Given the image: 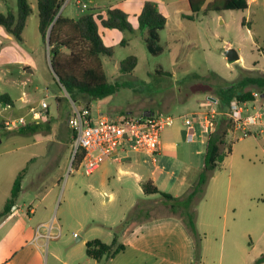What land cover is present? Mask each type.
Listing matches in <instances>:
<instances>
[{
	"label": "rangeland",
	"instance_id": "374dc122",
	"mask_svg": "<svg viewBox=\"0 0 264 264\" xmlns=\"http://www.w3.org/2000/svg\"><path fill=\"white\" fill-rule=\"evenodd\" d=\"M29 1L32 13L26 20L22 40L19 42L10 35V40L0 38V45L5 48L0 59V94L13 100V106L4 108L5 111L4 105H0V124L20 116L29 119V109L37 108L42 101L48 108L46 118L37 121L43 126L39 133L23 135L18 129L7 131L0 127V211L14 179L26 168L17 201L20 220L34 228L42 224L37 227L36 238L23 251L32 252L37 246L42 253V261L31 264H103L86 257L87 241L98 239L110 244L116 227L131 216L135 207L140 214L124 233L141 220L171 213L167 206H159L163 201L161 196L139 194L133 176L120 174V169L131 168L123 160L121 164L105 161L89 176L79 165L72 166V134L66 124L71 102L90 105L82 97L72 101L64 90L57 88L46 44L38 32L36 3ZM246 1L245 11L210 12L206 16L199 13L193 20H185L181 15L191 14L188 3L164 0L170 8L166 7L167 28L160 32L163 47L160 55L148 54L140 36L124 31L121 33L126 46L114 43L113 56L102 59L107 80L120 87L110 96L91 100L92 117L95 119L100 114L117 120L137 117L145 111L174 117V124L163 130L161 136L171 134L177 150L186 154L190 151L191 157H179L184 165L172 163L168 169L174 173H170L172 182L164 186L166 191L180 197L197 180L207 140L206 136L203 139L199 136L200 118L190 114V107L201 112L217 110L208 98L217 96L220 86L258 91L255 86L241 82L245 77L264 74V55L260 52L264 46V0ZM120 2L65 0L62 14L78 18ZM4 7L15 12V0H0V12H5ZM123 12L128 20L131 12ZM130 38L133 41L127 44ZM229 48L237 52V62H227L224 52ZM128 56H135L137 65L131 74H123L120 62ZM251 66L262 71H245V67ZM256 100L260 102L261 98ZM202 101L211 104L210 108L200 107ZM247 109L251 114L256 110L249 106ZM185 118L197 130L192 143L184 142L181 133ZM215 119L208 118V134L214 132L211 125ZM49 120L48 130L44 124ZM233 124V132L226 136L231 154L215 170L202 199L194 206L201 256L198 264H246L249 260L255 264L264 254V238L262 245L259 241L264 235V132L247 135L243 125ZM106 169L107 175H103ZM141 174L148 181L149 172L142 170ZM125 185L130 186L129 192L122 189ZM182 185L184 189L180 190ZM31 209L34 214H28ZM175 217H179L178 212ZM144 258L143 254L127 249L114 258V264H144ZM12 264L22 261L16 257Z\"/></svg>",
	"mask_w": 264,
	"mask_h": 264
},
{
	"label": "trees",
	"instance_id": "16d2710c",
	"mask_svg": "<svg viewBox=\"0 0 264 264\" xmlns=\"http://www.w3.org/2000/svg\"><path fill=\"white\" fill-rule=\"evenodd\" d=\"M38 16V32L46 44L48 36V63L57 77L54 82L59 90H64L72 101L78 97L91 100L103 99L116 93L120 85L110 83L103 70V58L113 56V48L106 46L101 38L99 28L116 29L120 32H133V28L127 20V15L118 8H108L105 16L100 13H86L78 18H67L60 11L65 0H34ZM16 11L7 10L0 12V26L3 30L17 41L21 36L27 18L32 13L29 0H15ZM190 15H182V18L193 20L194 16L201 13L206 16L210 12L223 11H245L248 8L246 0H188ZM138 33L145 44L148 54L160 55L163 47L160 45V32L165 28L166 17L158 10L152 1H145L140 13L137 15ZM126 44V40L120 42ZM2 45H0L1 51ZM264 50V46L262 47ZM137 65L135 56H128L120 62V71L123 74H131ZM215 76V75H213ZM242 85L250 84L258 91L236 89L231 86H220L217 90L218 102L222 107L230 105L235 100L238 103L253 102V93H264V74L245 77ZM0 105L13 106V100L6 94H0ZM220 128L210 132L207 136L206 146L203 154V166L198 173L196 182L187 192L177 198L168 193L159 191L151 181L141 184L143 194L147 196L159 195L166 202L172 216L179 213V218L187 233L194 240L195 257L194 263L200 262L199 241L196 238L197 228L195 224V204L202 199L205 187L213 176L215 170L224 159L231 154V144L227 143L226 136L233 132L234 124L227 117H222ZM3 124V123H2ZM0 124V127H3ZM50 121H47L45 129H48ZM41 123L28 124L19 128L18 133L23 135L36 134L42 131ZM248 135V133H246ZM244 134V135H246ZM243 135V136H244ZM81 155L75 154L72 166L80 165ZM26 172L24 168L18 173L13 181L10 196L6 200L0 212V218L11 212L12 206L21 192L22 178ZM140 211L137 207L133 209L131 216L116 227L110 244H105L98 239L85 243V255L96 263L110 264V261L125 250V246L119 242L120 236L128 224ZM264 262V254L255 264Z\"/></svg>",
	"mask_w": 264,
	"mask_h": 264
},
{
	"label": "crops",
	"instance_id": "0c3cea01",
	"mask_svg": "<svg viewBox=\"0 0 264 264\" xmlns=\"http://www.w3.org/2000/svg\"><path fill=\"white\" fill-rule=\"evenodd\" d=\"M145 1L147 0H121L120 3L115 4V5L111 4L109 7V8L118 7V9L121 8L120 10L131 12V14H129V17H128V20L131 22L133 26L132 28L134 32V33H131V36H135V35L139 36V33H137L139 31H138V22H137L136 17L140 13ZM148 1L154 2L157 5L158 10L166 17V25H165V28L163 29L165 30L168 25V18H167L168 14H166L167 13L166 7L170 8V6L164 3V0H148ZM178 1L183 2L184 4L188 3V0H178ZM77 3H79V1H77ZM62 7L63 8L61 9V12L63 13L64 8L66 7L65 3L63 4ZM3 10L6 12L8 9L4 7ZM106 10H103V11L99 10L97 13H100L103 16H105ZM182 15H181V18H182ZM62 16L67 17V18H73L71 16H65L63 14ZM182 19H185V18H182ZM99 32L101 34L102 41L106 46L112 47L114 43L120 44V42L123 40L122 33L119 30L100 27ZM0 38L4 40H10L8 37V34L3 30L1 26H0ZM128 41L129 42L127 44H130L133 40L132 38H130ZM124 45L126 46V44ZM124 45H121V46H124ZM4 49L5 48H1L0 59L5 55ZM261 49L262 48H260V50ZM260 52L264 55V50ZM244 69L245 71H249V72H254L258 70L262 71L260 69L254 68L253 66L245 67ZM213 75L216 76V74H213ZM259 95L261 98L260 102H257V100L255 99L252 105H254L257 102L259 105L261 106L263 105L264 107V97H262V94H259ZM218 97L219 96L208 98L211 104L215 106V108L217 109L215 111H217L218 113L214 117L216 119L211 125L212 130H215L216 128H220L222 126V122H223L222 117H224L223 113H225L229 108V105L222 107L218 102L219 100ZM89 105L91 109V102H89ZM198 105L202 108H208L210 106V105H207L203 101L199 102ZM8 107L9 106L4 105L2 110L5 111L6 109L4 108H8ZM189 111H190V114L198 116L200 118L198 126H197L200 132L199 136L202 139L204 138V136L207 137L208 128L210 127V124L206 123L204 114L207 113L209 110L206 112H201V111H198L197 108L196 110H194V107H190ZM144 113H152V112L145 111ZM102 117H107V116H102L98 114L95 119L93 117L92 118L94 121H97ZM66 124H67V120H66ZM183 126L185 129H182L181 133L183 135L184 142H187L185 140V133L187 129L184 123H183ZM191 126L194 129V134H195L194 139H195L197 130L193 125ZM243 130H246L248 135L252 133L262 134L264 132V127H262L261 125H256V126L245 127L243 128ZM194 139L193 141L189 143L194 142L195 141ZM199 143L202 144L203 140H201ZM189 152L187 154L184 152L180 153L177 150V147L175 146V144L173 143L172 135L169 133H165V136H161V150L155 162H153L151 158H149L146 155L139 156L138 153H128L126 155L125 154L121 155L124 158L121 159L119 162H115V163L121 164L123 161H125L129 164L131 168H127L126 170L120 169L119 172L120 174H123V175L133 176L134 178L133 182L138 184L139 194H143V191L141 189V184L146 182L143 180L145 176L141 174V171L147 170L149 172L148 181H151L153 185H155L159 189V191L168 193L173 197L179 198L180 196L178 195V193L173 194L169 190L166 191L167 186H164V185H167V182L168 183L172 182L171 181L172 179H170L171 178L170 173H172V175H174V173L168 172V169H171L173 165L172 163L179 162V163H182V165H184L185 164L184 161L181 162L179 157L183 159L188 156L190 158L191 155ZM158 163L159 165H157ZM105 174L107 175V169L104 170L103 175ZM166 177H169V178H166ZM106 178L108 179L107 176ZM122 189L125 191V193L129 192L130 186L126 187L125 185V187H122ZM179 189L180 190L184 189V186L182 185ZM21 191H22V186H21ZM19 197H20V194L15 202V208H11V212L9 214H7L3 218H0V231H2V234L0 236V264H12V260L16 257H19V259L22 261V264H31V263H34V261H37V263H39L40 261H42L43 255L37 246H34V249H33L34 251L32 252L30 251L23 252L25 248L29 246L30 240L31 239L33 240L36 238L35 234L37 231V227L42 224H39L36 228H34L32 225H30V223H26L25 221L20 220L21 219V216H20L21 209L17 205V201ZM147 202L150 203V200H148ZM160 202L164 203L165 205L161 204ZM160 202H159L161 204V205L159 204L160 207L163 208L167 206L164 200ZM133 206L134 204L132 205V207ZM28 214H34L33 209L28 211ZM28 219L30 220V218ZM263 238H264V235L259 240L261 245L263 242ZM119 242L125 246V250L123 252H126L127 249H130V250L143 254L145 257L144 264L145 263L146 264H193L194 263V257H195L194 243L191 237L188 235L186 229L184 228L181 220L175 216H172L171 214H168L165 216L151 217V218L141 220L140 222H137L131 228V230L125 232L122 236H120ZM114 261L115 259H112L110 261V264H114ZM250 261L251 260L247 261L246 264H252V262Z\"/></svg>",
	"mask_w": 264,
	"mask_h": 264
},
{
	"label": "built area",
	"instance_id": "2783aa9c",
	"mask_svg": "<svg viewBox=\"0 0 264 264\" xmlns=\"http://www.w3.org/2000/svg\"><path fill=\"white\" fill-rule=\"evenodd\" d=\"M253 96L255 99L260 97L256 92L253 93ZM253 103H238L233 100L223 116L236 125H243V128L256 125L264 127L263 105H258L255 108ZM247 106L252 110L256 109L253 114L249 112ZM47 108V103L42 101L37 108L29 109V119L20 116L4 120L3 128L13 131L28 124L37 123V121L45 119ZM217 114L214 109H209L204 114L206 123L209 124V117L213 118ZM174 122V117L162 113H143L137 117H119L117 120L102 117L94 121L89 106H79L71 102L67 126L72 134L70 143L72 158L75 154L81 155L79 166L87 176L92 175L105 161L119 162L124 158L121 155L128 153L143 154L155 162L161 150V132L172 126ZM184 124L187 129L185 140L191 142L195 137L194 129L187 118H185Z\"/></svg>",
	"mask_w": 264,
	"mask_h": 264
},
{
	"label": "water",
	"instance_id": "95a60500",
	"mask_svg": "<svg viewBox=\"0 0 264 264\" xmlns=\"http://www.w3.org/2000/svg\"><path fill=\"white\" fill-rule=\"evenodd\" d=\"M46 45H47V47H48V36H47V39H46ZM224 56H225L227 62H229V63L237 62V61L239 60V56H238L237 52H236L234 49H232V48L227 49V50L224 52ZM50 70H51V72H52L54 78L57 80V77H56L55 74L53 73L51 67H50ZM262 97H264V94H262Z\"/></svg>",
	"mask_w": 264,
	"mask_h": 264
}]
</instances>
